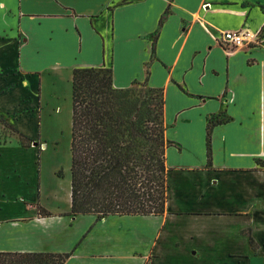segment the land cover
Wrapping results in <instances>:
<instances>
[{
  "label": "crops",
  "instance_id": "obj_1",
  "mask_svg": "<svg viewBox=\"0 0 264 264\" xmlns=\"http://www.w3.org/2000/svg\"><path fill=\"white\" fill-rule=\"evenodd\" d=\"M0 11V98L15 104L0 113L23 110L29 83L39 97L28 109L43 110L42 94L60 75L71 83L74 68L106 64L116 87L147 80L164 89L166 136L175 142L162 215H62L70 209L43 205L52 215L40 216L41 178L14 167L0 178V251H72L65 264L264 258V0H0ZM241 29L263 39L228 48L219 38ZM24 119L39 122L18 115V130ZM70 176L52 185L59 200L66 182L71 206ZM11 177L18 191L4 185Z\"/></svg>",
  "mask_w": 264,
  "mask_h": 264
},
{
  "label": "trees",
  "instance_id": "obj_2",
  "mask_svg": "<svg viewBox=\"0 0 264 264\" xmlns=\"http://www.w3.org/2000/svg\"><path fill=\"white\" fill-rule=\"evenodd\" d=\"M155 47H153V52ZM39 97V96H38ZM164 89L137 82L116 87L112 65L73 69L71 78V206L62 215H162L169 174ZM3 119V118H2ZM213 119V118H212ZM207 129L208 161L212 127ZM23 146L32 138L9 124ZM40 216H51L36 204ZM250 243L255 249L253 237ZM70 252L0 251V264H65ZM149 264V263H146Z\"/></svg>",
  "mask_w": 264,
  "mask_h": 264
},
{
  "label": "rangeland",
  "instance_id": "obj_3",
  "mask_svg": "<svg viewBox=\"0 0 264 264\" xmlns=\"http://www.w3.org/2000/svg\"><path fill=\"white\" fill-rule=\"evenodd\" d=\"M4 26L2 11H0V33H2ZM27 87L28 89L22 92V94L26 96V102L22 104L23 110H21V112L8 115L0 113V178L5 177L6 174H12L14 167L22 170L25 175L22 177L31 178V180L35 179L36 181H38L40 177L43 190L41 193V204L51 211L69 210L70 204L68 194H66L64 188L66 182L63 185V192L60 195V199L55 200L56 197L53 194V189H55L56 186L52 185V180L56 175L65 178L67 174H70V79L63 74L58 77L56 82H52V88L48 92H44L40 100L42 104L44 103L45 105L44 109L42 110V105L40 104L37 108L33 109V112L28 109V104L29 102L32 104L36 103L38 101V96L35 97L37 93L33 89L31 83H29ZM19 95L20 94H17V99H15V101L18 100L20 97ZM6 101L12 102V100H6L3 97L0 98V110L5 112H7V109L12 110L15 106L14 102L11 104ZM29 113L35 114L39 122L35 124L33 121L24 119L17 123L19 130L23 133L28 134V136L34 134V137H31L33 141L30 142L29 146L24 147L20 135L17 134L9 124H13V126L16 127V117H18V115H28ZM218 117H212V120L215 121L219 119ZM178 133L179 138L182 139V132ZM33 142L37 143L34 145ZM38 158L39 160L41 159L40 164L37 163ZM64 180L65 179H63V182ZM5 184L6 188L12 186L15 191H18L21 189L20 187H22L13 177H11V179L4 178V185ZM27 186L28 185L25 183L23 188ZM223 222L217 226L220 227L222 225V228H224ZM200 256H202L201 253ZM200 264H264V258L249 257L248 260L231 257L217 259L200 258Z\"/></svg>",
  "mask_w": 264,
  "mask_h": 264
},
{
  "label": "built area",
  "instance_id": "obj_4",
  "mask_svg": "<svg viewBox=\"0 0 264 264\" xmlns=\"http://www.w3.org/2000/svg\"><path fill=\"white\" fill-rule=\"evenodd\" d=\"M219 38L226 47L237 48L258 43L263 39V34L261 30L252 33L248 30L241 29L222 32Z\"/></svg>",
  "mask_w": 264,
  "mask_h": 264
},
{
  "label": "water",
  "instance_id": "obj_5",
  "mask_svg": "<svg viewBox=\"0 0 264 264\" xmlns=\"http://www.w3.org/2000/svg\"><path fill=\"white\" fill-rule=\"evenodd\" d=\"M37 142H33V144L35 145Z\"/></svg>",
  "mask_w": 264,
  "mask_h": 264
}]
</instances>
